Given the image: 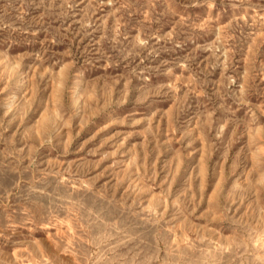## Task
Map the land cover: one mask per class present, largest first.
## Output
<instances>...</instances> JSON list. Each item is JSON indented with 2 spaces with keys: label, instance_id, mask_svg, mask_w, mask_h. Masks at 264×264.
<instances>
[{
  "label": "rangeland",
  "instance_id": "obj_1",
  "mask_svg": "<svg viewBox=\"0 0 264 264\" xmlns=\"http://www.w3.org/2000/svg\"><path fill=\"white\" fill-rule=\"evenodd\" d=\"M0 264H264V0H0Z\"/></svg>",
  "mask_w": 264,
  "mask_h": 264
},
{
  "label": "bare ground",
  "instance_id": "obj_2",
  "mask_svg": "<svg viewBox=\"0 0 264 264\" xmlns=\"http://www.w3.org/2000/svg\"><path fill=\"white\" fill-rule=\"evenodd\" d=\"M74 82H75V88L77 87L78 85V73L75 74L74 76ZM76 91V89H74V92Z\"/></svg>",
  "mask_w": 264,
  "mask_h": 264
}]
</instances>
